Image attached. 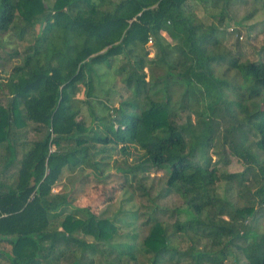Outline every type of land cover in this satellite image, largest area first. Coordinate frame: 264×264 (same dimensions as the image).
<instances>
[{
	"label": "trees",
	"instance_id": "1",
	"mask_svg": "<svg viewBox=\"0 0 264 264\" xmlns=\"http://www.w3.org/2000/svg\"><path fill=\"white\" fill-rule=\"evenodd\" d=\"M30 1L0 0V32L14 29L18 18V38L33 35L22 63L0 82L7 95L0 104V264H61L66 255L72 264H94V255L98 264H137L140 252L146 264H223L233 249L246 264H264V234L248 225L264 211V59L241 61L229 50L222 9L207 24L188 0H39L40 12L22 11ZM229 30L240 38L239 27ZM119 56L124 60L112 69ZM236 73L242 92L234 100L226 90ZM119 74L130 98L111 106L107 93ZM97 88L105 95H95ZM197 92L208 100L206 112L193 120L188 111L180 123ZM76 101L89 105L90 124L78 119ZM222 115L232 122L226 132L233 138L225 136L224 146L242 160L240 172L220 174L210 155ZM27 122L42 134L28 147L20 128ZM252 131L254 150L244 143ZM98 144H114L123 154L131 145L141 150L134 165L116 168L125 178L150 166L166 169L159 198L179 194L183 207L176 211L185 219H158L164 210L156 204L140 244L113 243L119 231L112 220L76 206L72 192L53 191L64 168L85 164L105 180L109 162L95 159L106 152L95 150ZM233 184L235 198L228 195Z\"/></svg>",
	"mask_w": 264,
	"mask_h": 264
},
{
	"label": "rangeland",
	"instance_id": "2",
	"mask_svg": "<svg viewBox=\"0 0 264 264\" xmlns=\"http://www.w3.org/2000/svg\"><path fill=\"white\" fill-rule=\"evenodd\" d=\"M53 0H49L51 4ZM224 2V3H223ZM188 3L192 10H194L205 23H209L216 20L219 11H223L222 27L226 30L224 35V44L232 51L236 53L241 61L245 60H257L259 58L264 59V0H230L226 2L222 0L219 5H212V0H188ZM30 11L38 13L41 11V5L39 0L30 1L25 9L22 11ZM249 16V17H247ZM215 17V18H214ZM16 26L7 32H0V82L4 81L13 69V66L22 63V52L32 38V31L28 32L24 39H19L16 35L18 27L21 26L19 19H16ZM238 22V23H237ZM255 24L252 30H247L249 25ZM231 27L240 28V38L237 37L236 32H229ZM166 36V34L164 33ZM149 51L148 56H152L153 48L151 45H146ZM15 54V55H11ZM124 60L123 56L114 58L112 69L119 66ZM223 68L216 71L217 74L222 75ZM155 73H158L155 71ZM120 74L115 79V84L107 93V100L111 106H117L119 101L128 97L130 91L127 90L122 83ZM229 83L227 88L228 98L237 100L236 94L241 93V78L238 73L229 77ZM107 89L97 88L95 95H105ZM94 96V95H93ZM197 99L195 101L191 98L188 108L180 111V123L184 121L186 114L191 112L192 119L195 120L196 115L205 113V107L207 99L205 96L197 92ZM79 100L84 98L83 87L77 95ZM176 100H180V94L177 93L174 96ZM130 98V96L128 97ZM141 102L143 98L141 97ZM7 101L6 90H0V104H4ZM262 108H264V102H261ZM93 107L97 110L95 103ZM74 109L78 110V119L83 120L86 124L91 123V116L89 114L90 107L88 104L81 101L74 103ZM235 114V113H234ZM243 122V117L235 114V118ZM232 120V119H231ZM221 128L218 133V142L215 148L210 150L212 161L214 160L219 167V173L224 172H240L244 169L242 160L232 155L227 146H224L225 136L227 139L233 138V133L226 132V129L230 130L232 122L228 117L222 115L219 117ZM37 125L32 122L20 128L26 131L27 147L30 142L41 137V133L34 130ZM97 126V125H94ZM98 130L101 134L104 133L98 127L94 128V131ZM254 132H248L246 146H252V142L256 140ZM238 136H235L237 141ZM105 148L106 152H99L95 155V159L99 156H107L105 160L109 162V169L105 172L107 177L105 180L97 181L94 170L91 167L83 164L74 168H64L62 174L54 185L53 191L59 192L61 190L72 192L75 200L74 204L79 207H90L89 209L99 213V217H106L112 220L119 233L111 239L113 243L130 242L140 244L147 232V225H145L146 216L151 211V208L158 204L164 211H157L156 216L158 219L174 222L176 218L183 221L185 219L184 213H177L176 210L181 209L182 198L177 193H172L167 197L159 198V194L163 192L166 186V180L168 178V171L166 169H159L156 166H150L148 172H140L135 178L131 179V175L127 178L122 174L116 172V168H126L134 165L138 161L137 156L140 155L141 150L133 145L129 146L128 154H123L117 146L114 144L101 145L98 144L95 150L99 151ZM106 154V155H105ZM223 157H227L228 163L223 164ZM14 176L7 178L9 183ZM105 181V182H104ZM223 183L219 184V191L223 192ZM238 186L233 184L230 187L228 195L235 198L237 196ZM173 212V215H172ZM261 212V213H260ZM248 225L251 232L259 231L264 234V211L260 210L255 218L248 219ZM187 241L180 238V246L185 247ZM92 257V256H91ZM148 255L140 252L137 256V264H146ZM71 255L65 256V261L61 264H72ZM76 259V256H75ZM74 259V260H75ZM73 260V261H74ZM83 262L87 261V256L82 258ZM94 264H98L97 256H93ZM132 262V261H131ZM247 261L244 255L238 249H233L223 264H246ZM181 264H192L191 260L187 262H181Z\"/></svg>",
	"mask_w": 264,
	"mask_h": 264
},
{
	"label": "built area",
	"instance_id": "3",
	"mask_svg": "<svg viewBox=\"0 0 264 264\" xmlns=\"http://www.w3.org/2000/svg\"><path fill=\"white\" fill-rule=\"evenodd\" d=\"M151 43H152V41H151V40H149V43H148V45H151Z\"/></svg>",
	"mask_w": 264,
	"mask_h": 264
},
{
	"label": "crops",
	"instance_id": "4",
	"mask_svg": "<svg viewBox=\"0 0 264 264\" xmlns=\"http://www.w3.org/2000/svg\"><path fill=\"white\" fill-rule=\"evenodd\" d=\"M164 34V33H163Z\"/></svg>",
	"mask_w": 264,
	"mask_h": 264
}]
</instances>
